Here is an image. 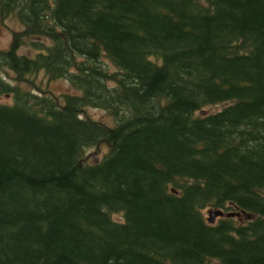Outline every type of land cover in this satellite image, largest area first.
<instances>
[{"label": "trees", "instance_id": "trees-1", "mask_svg": "<svg viewBox=\"0 0 264 264\" xmlns=\"http://www.w3.org/2000/svg\"><path fill=\"white\" fill-rule=\"evenodd\" d=\"M9 15L0 264H264V0H0Z\"/></svg>", "mask_w": 264, "mask_h": 264}, {"label": "rangeland", "instance_id": "rangeland-1", "mask_svg": "<svg viewBox=\"0 0 264 264\" xmlns=\"http://www.w3.org/2000/svg\"><path fill=\"white\" fill-rule=\"evenodd\" d=\"M22 25L21 23L18 21V19L14 16V15H9L7 17H0V48H5L8 46L12 33L14 30H18L21 29ZM25 46V45H24ZM26 47V46H25ZM23 48H21V50L23 51ZM0 75L4 78H7L11 81H13V73L10 69L8 68H4V67H0ZM35 81L36 83H38L40 85L41 88L48 90L49 92L55 93V94H61L62 92H66V91H76L71 85L70 83L67 81V79L60 77V78H55V79H48L46 77L45 74L43 73H38L35 76ZM24 85V83H23ZM25 86H28L27 84H25ZM2 99H6V100H10L9 97H1ZM220 104H210V105H206V107L201 110L200 112H206L208 110L211 109H215L217 107H219ZM87 115L93 117V118H97V119H101V120H105L104 123H106V121H110L111 118L110 116L106 113V111L102 108L99 107H92V106H87L85 108V112ZM82 113V115L84 114ZM108 124V123H107ZM107 149V145L105 144H101V146H99L98 150H96V148H90L88 149V160L90 161H94L96 159H98L102 153ZM115 217H120L121 214L116 213L114 215ZM210 264H217L216 261H211Z\"/></svg>", "mask_w": 264, "mask_h": 264}, {"label": "water", "instance_id": "water-1", "mask_svg": "<svg viewBox=\"0 0 264 264\" xmlns=\"http://www.w3.org/2000/svg\"><path fill=\"white\" fill-rule=\"evenodd\" d=\"M234 212H227L226 215H232ZM224 212L221 209L215 210L210 209L208 210V216L207 219L209 222H213L217 216L223 215Z\"/></svg>", "mask_w": 264, "mask_h": 264}]
</instances>
